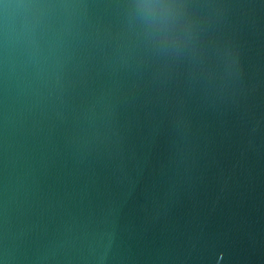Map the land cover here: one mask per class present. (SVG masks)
<instances>
[{"label":"water","instance_id":"95a60500","mask_svg":"<svg viewBox=\"0 0 264 264\" xmlns=\"http://www.w3.org/2000/svg\"><path fill=\"white\" fill-rule=\"evenodd\" d=\"M129 3L0 0V264H264V0Z\"/></svg>","mask_w":264,"mask_h":264},{"label":"clouds","instance_id":"9594fccd","mask_svg":"<svg viewBox=\"0 0 264 264\" xmlns=\"http://www.w3.org/2000/svg\"><path fill=\"white\" fill-rule=\"evenodd\" d=\"M128 7L130 16L141 25L154 46L176 49L188 39L182 0H130Z\"/></svg>","mask_w":264,"mask_h":264}]
</instances>
